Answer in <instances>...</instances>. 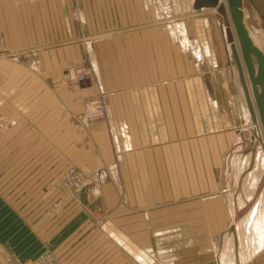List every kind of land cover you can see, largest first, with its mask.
<instances>
[{
  "label": "crops",
  "instance_id": "0c3cea01",
  "mask_svg": "<svg viewBox=\"0 0 264 264\" xmlns=\"http://www.w3.org/2000/svg\"><path fill=\"white\" fill-rule=\"evenodd\" d=\"M194 2L46 0L24 26L21 14L0 21V246L16 264L44 249L60 264H264L259 202L233 224L217 188L249 115L231 19L225 0L222 12ZM241 10L264 54V0ZM69 64L89 66L93 85L67 84ZM101 92L105 116L86 120ZM70 165L86 174L84 202L57 188ZM235 226L244 247L231 259Z\"/></svg>",
  "mask_w": 264,
  "mask_h": 264
},
{
  "label": "rangeland",
  "instance_id": "374dc122",
  "mask_svg": "<svg viewBox=\"0 0 264 264\" xmlns=\"http://www.w3.org/2000/svg\"><path fill=\"white\" fill-rule=\"evenodd\" d=\"M46 5H47L46 0H0V21H2V19L4 18L3 20L6 22L7 26H12L15 20L14 16H17V15L19 16V14H21L23 17L22 21H23V26H24L25 22H28V16H30L31 12L39 13V12L45 11ZM229 26L232 29V23L229 24ZM27 37L28 35H23V38L27 39ZM77 37H80V38L83 37V35H81V32L80 34L76 36V38ZM251 40H253L252 37H251ZM2 53L5 55L6 58L15 57L16 59H18V62L26 61V58L19 56V51L18 52L17 51H4ZM76 68H83L85 70H88L90 73V78L82 84H74L73 82H71L68 77L69 76L68 72L69 70L76 69ZM64 71L66 75L65 76L66 82L70 86L88 87V86L93 85V76H92L91 69L89 68V66L80 67L75 64H69L68 66L65 67ZM94 101H99L104 106L105 101H104L103 93L102 92L98 93L97 97L87 100L86 107L91 102H94ZM0 119L4 121L1 118V116H0ZM244 124L246 125L248 124L250 133H248L247 131H243V132L241 131ZM244 124L240 126V129H239L240 132L237 138V142L233 146H231L229 153L225 154V160L223 161V174L221 176V179L218 180L217 188L219 189L222 188L225 196L227 197L226 202L229 203V207H230L231 223L235 221L236 224L237 223L239 224L242 218L245 216V214L249 211L251 206L255 202L258 201L259 211H257L255 214H256V218L259 219V222H260L259 224L263 225L264 224V220H263L264 219L263 218V215H264V211H263L264 209V168L260 170V173L256 180L251 178L253 176L252 175L253 171L256 168V158L258 154L257 152L260 150L259 149L260 141L258 137L255 136V129L252 127L250 128L249 117L247 121L244 122ZM254 124H256V122ZM6 128L1 129L0 131L5 130ZM252 136L254 138H252ZM246 137L248 138L245 139ZM244 157L245 159H249V160L248 161L244 160ZM74 166H77V165H74ZM239 204L242 205L241 209H238ZM232 225L229 227V229L228 228L224 229V230L228 229L227 231H229V234L232 233ZM167 229H171V228H167ZM177 229H181L182 232L185 234L190 233V228L188 227H180ZM195 229L196 228H194V234L196 232ZM233 229H234L233 238L235 240L234 249L231 248L232 246L229 248V245L227 246L228 243H226L225 245V248L228 250V252L226 251L225 252L229 253V255L227 256H229L230 258L235 257V252L237 253L239 245H240V249L241 248L243 249L244 247L242 227L239 228L238 226L237 227L235 226L233 227ZM206 230H207L206 228H198V233H206L207 232ZM246 230L248 229L246 228ZM255 231H256V227H255ZM220 235H222V233H220ZM215 240H217V242H216V248L213 251V255H215L216 257L217 253L220 252L219 247H221L220 249H222V246H221L222 243H218L222 239L220 238L218 239L215 237ZM232 241L230 242L233 244ZM255 242L259 243L258 240H253L254 244H256ZM202 251L205 253L206 249L203 248ZM221 252H224V250H221ZM233 263L235 262H232V264Z\"/></svg>",
  "mask_w": 264,
  "mask_h": 264
},
{
  "label": "water",
  "instance_id": "95a60500",
  "mask_svg": "<svg viewBox=\"0 0 264 264\" xmlns=\"http://www.w3.org/2000/svg\"><path fill=\"white\" fill-rule=\"evenodd\" d=\"M225 3L232 23V29L225 31L226 40L230 44V54L237 69L251 122L255 123L258 117L264 134V54L253 44L243 23L242 0H225ZM215 6L219 12L225 9L219 0L194 2L195 8ZM84 199L85 194L81 193L82 202ZM3 259L6 261L3 262ZM0 264H16L14 260L8 258L1 246Z\"/></svg>",
  "mask_w": 264,
  "mask_h": 264
},
{
  "label": "built area",
  "instance_id": "2783aa9c",
  "mask_svg": "<svg viewBox=\"0 0 264 264\" xmlns=\"http://www.w3.org/2000/svg\"><path fill=\"white\" fill-rule=\"evenodd\" d=\"M68 75L69 80L74 84H82L90 78L89 71L83 68L71 69L69 70ZM84 116L87 120L103 118L105 116L103 104L99 101L91 102L86 107ZM6 126V123L0 119V130L6 128ZM241 131H247L250 133L248 124H244ZM247 138L248 137L245 139ZM252 138L254 137L252 136ZM87 184L88 180L86 174L79 168V166L74 165H71L64 170L57 180L58 190L63 194L65 199L71 200H78L80 194L83 193L87 187ZM60 202V200H57L53 206H58ZM29 264H60V261L50 250L44 249Z\"/></svg>",
  "mask_w": 264,
  "mask_h": 264
},
{
  "label": "bare ground",
  "instance_id": "6f19581e",
  "mask_svg": "<svg viewBox=\"0 0 264 264\" xmlns=\"http://www.w3.org/2000/svg\"><path fill=\"white\" fill-rule=\"evenodd\" d=\"M255 46L259 49V47L257 45H255ZM255 112H256V109H255ZM248 117H249V115H248ZM249 125H250V128L252 127V128L255 129V136L258 137V139L260 141L259 142V149L260 150L258 151V157H259V159L258 158L257 159H258V162H259V166H261V167L264 168V134H263V131H262V128H261V123L259 121V118L257 117L256 124H254L253 122H251V119L249 117ZM255 179H256V177H255ZM257 226H258L257 229L263 230V232H260L259 234H261V235L263 234L264 235V226H262L260 224H258ZM262 237L264 238V236H262Z\"/></svg>",
  "mask_w": 264,
  "mask_h": 264
}]
</instances>
